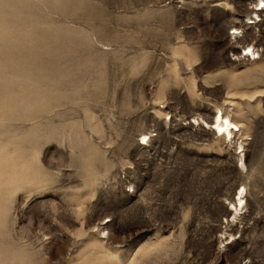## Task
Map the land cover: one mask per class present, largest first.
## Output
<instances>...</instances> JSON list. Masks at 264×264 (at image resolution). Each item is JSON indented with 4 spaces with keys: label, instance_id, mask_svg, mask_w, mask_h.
Here are the masks:
<instances>
[{
    "label": "rangeland",
    "instance_id": "1",
    "mask_svg": "<svg viewBox=\"0 0 264 264\" xmlns=\"http://www.w3.org/2000/svg\"><path fill=\"white\" fill-rule=\"evenodd\" d=\"M0 264H264V0H0Z\"/></svg>",
    "mask_w": 264,
    "mask_h": 264
},
{
    "label": "bare ground",
    "instance_id": "2",
    "mask_svg": "<svg viewBox=\"0 0 264 264\" xmlns=\"http://www.w3.org/2000/svg\"><path fill=\"white\" fill-rule=\"evenodd\" d=\"M237 126L238 125L235 122L230 120L227 116H223L221 113H219L215 116L213 123L210 125V127L215 132H217V130H218V133L221 135H224V136H230L232 134V131L237 129ZM237 200H238V202H241V197L239 196V198H237Z\"/></svg>",
    "mask_w": 264,
    "mask_h": 264
}]
</instances>
